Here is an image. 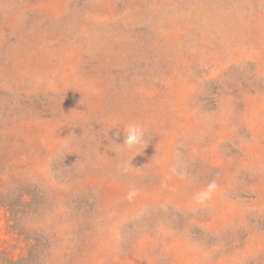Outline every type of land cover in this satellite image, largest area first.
I'll return each instance as SVG.
<instances>
[{
    "label": "rangeland",
    "instance_id": "374dc122",
    "mask_svg": "<svg viewBox=\"0 0 264 264\" xmlns=\"http://www.w3.org/2000/svg\"><path fill=\"white\" fill-rule=\"evenodd\" d=\"M0 264H264V0H0Z\"/></svg>",
    "mask_w": 264,
    "mask_h": 264
},
{
    "label": "clouds",
    "instance_id": "9594fccd",
    "mask_svg": "<svg viewBox=\"0 0 264 264\" xmlns=\"http://www.w3.org/2000/svg\"><path fill=\"white\" fill-rule=\"evenodd\" d=\"M125 139L123 145L129 149H134L143 141L144 129L138 124H129L124 129ZM175 171V170H173ZM218 191V184L215 180L210 181L204 188L194 194V202L201 206L206 205ZM135 192H129L128 198L131 199Z\"/></svg>",
    "mask_w": 264,
    "mask_h": 264
}]
</instances>
